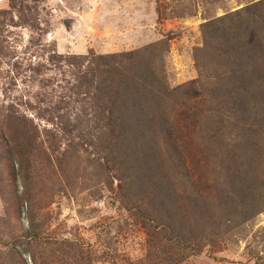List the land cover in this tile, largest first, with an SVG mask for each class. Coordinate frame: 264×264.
Masks as SVG:
<instances>
[{"label":"rangeland","instance_id":"374dc122","mask_svg":"<svg viewBox=\"0 0 264 264\" xmlns=\"http://www.w3.org/2000/svg\"><path fill=\"white\" fill-rule=\"evenodd\" d=\"M0 264H264V0H0Z\"/></svg>","mask_w":264,"mask_h":264},{"label":"trees","instance_id":"16d2710c","mask_svg":"<svg viewBox=\"0 0 264 264\" xmlns=\"http://www.w3.org/2000/svg\"><path fill=\"white\" fill-rule=\"evenodd\" d=\"M255 38V33H253V39L255 40ZM172 237L174 239L169 238L167 241H170L171 244H174L175 246L179 247V251H181L182 253H188L189 247H193L188 244L190 241L187 242L186 238H181L179 234L176 236L173 235Z\"/></svg>","mask_w":264,"mask_h":264}]
</instances>
